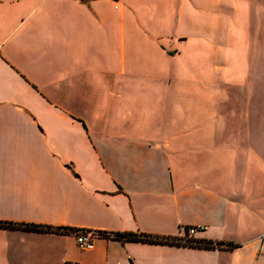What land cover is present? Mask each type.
I'll return each mask as SVG.
<instances>
[{
  "label": "crops",
  "instance_id": "obj_1",
  "mask_svg": "<svg viewBox=\"0 0 264 264\" xmlns=\"http://www.w3.org/2000/svg\"><path fill=\"white\" fill-rule=\"evenodd\" d=\"M263 35L264 0H0V222L69 229L1 223L0 264H264ZM190 226L235 247L73 232Z\"/></svg>",
  "mask_w": 264,
  "mask_h": 264
},
{
  "label": "trees",
  "instance_id": "obj_2",
  "mask_svg": "<svg viewBox=\"0 0 264 264\" xmlns=\"http://www.w3.org/2000/svg\"><path fill=\"white\" fill-rule=\"evenodd\" d=\"M2 222H0L1 224ZM8 227H19L24 229L36 230V231H58L63 232L69 229L62 228H52L50 226L36 225V224H21V223H13V222H3L2 223ZM99 236H105L113 239H117L120 241H142V242H152V243H163V244H181V245H189L195 247H226L233 248L235 244L233 243H225V242H213L211 240L204 239H195V238H174L171 236H153L146 233H130V232H98Z\"/></svg>",
  "mask_w": 264,
  "mask_h": 264
},
{
  "label": "rangeland",
  "instance_id": "obj_3",
  "mask_svg": "<svg viewBox=\"0 0 264 264\" xmlns=\"http://www.w3.org/2000/svg\"><path fill=\"white\" fill-rule=\"evenodd\" d=\"M259 40L263 41L261 37H259ZM257 49L258 46L255 44V52L253 54L254 74L251 77L250 85L246 88L247 95L254 99L249 104L251 112H256L259 109L264 111V55L261 56V50L258 53Z\"/></svg>",
  "mask_w": 264,
  "mask_h": 264
},
{
  "label": "built area",
  "instance_id": "obj_4",
  "mask_svg": "<svg viewBox=\"0 0 264 264\" xmlns=\"http://www.w3.org/2000/svg\"><path fill=\"white\" fill-rule=\"evenodd\" d=\"M200 228L197 226H190L187 228L184 238H191ZM76 241L81 250H91L94 247L95 237L99 236L96 231L90 230H75Z\"/></svg>",
  "mask_w": 264,
  "mask_h": 264
}]
</instances>
